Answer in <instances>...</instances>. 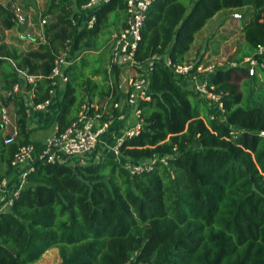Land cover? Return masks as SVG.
<instances>
[{
	"label": "trees",
	"instance_id": "1",
	"mask_svg": "<svg viewBox=\"0 0 264 264\" xmlns=\"http://www.w3.org/2000/svg\"><path fill=\"white\" fill-rule=\"evenodd\" d=\"M87 1L43 0L41 15L51 19L42 30L46 42L33 49L18 51L0 38V84L6 92L0 105L6 103L16 127L9 143L0 132V181L12 172L20 146L39 147L29 137L34 129L27 91L32 105L49 97L52 62L67 42L75 56L64 70L53 116L58 129L74 121L83 104L104 98L113 118L120 117L111 105L124 96L121 67L111 62L107 28L120 18L125 26L126 4L103 3L87 28L81 25ZM235 9H244L240 32L247 49L232 61L255 56L257 64L252 75L240 64L219 66L209 76L223 117L210 118L206 102L155 61L147 74L150 99L138 104L141 129L122 140L121 162L35 160L26 185L0 210V264L34 263L51 247L59 255L52 264H264V87L244 95L234 81L237 73L253 83L264 77V53L255 54L256 45L264 44V0H190L189 8L183 0H154L135 58L143 63L154 54L167 55L182 63L206 22ZM0 22L5 29L15 23L2 3ZM100 33L106 37L98 41ZM19 71L37 78L26 82ZM16 83L22 90H12ZM152 156H167L166 164L157 159L152 170L129 173L128 161Z\"/></svg>",
	"mask_w": 264,
	"mask_h": 264
},
{
	"label": "built area",
	"instance_id": "2",
	"mask_svg": "<svg viewBox=\"0 0 264 264\" xmlns=\"http://www.w3.org/2000/svg\"><path fill=\"white\" fill-rule=\"evenodd\" d=\"M108 0H88L82 5L85 10L82 15L81 25L87 28H92L96 21L95 10L107 2ZM127 8V19L125 26L114 37L111 44V62L116 65H127L135 70V74L126 79L125 84H121L124 96L120 100L112 103V108L120 111L121 107H128L132 109L135 121L126 124L122 135L117 138L115 145L111 148L116 155L115 160L122 161L118 147L125 137L137 135L141 129V120L139 119L138 104L143 100H149L148 92L149 80L147 74L152 69L155 61H162V64L171 70L173 77L184 85L192 88L200 98L213 110L210 118L215 116L223 117L224 109L220 100V95L212 91V87L208 85V78L215 70L213 64L206 63L203 56H196L193 59L186 60L182 63L172 62L167 55H152L143 63H138L135 58V50L138 42L141 39V29L144 25L146 12L150 4L154 0H123ZM12 20L17 25L29 24L32 25L30 15L24 10L20 3L15 0H8L7 4ZM234 19L241 18V14L234 12L232 14ZM47 22L46 17L39 18V26ZM35 43H45L46 38L40 30L34 38ZM264 53V44H257L255 47V54ZM75 52L72 46L67 42L64 50L59 51L52 62V68L49 77L52 79L51 88L49 89V97L43 102L33 105L37 110H42L49 105L52 99L57 95L59 85L66 82L64 70L72 61ZM245 65H247L248 75H252L255 71L257 58L250 56L245 58ZM233 65H240L233 62ZM21 77L26 82L33 83L37 78L34 74H28L25 71H19ZM123 85H125L123 87ZM20 85L14 84L12 90L19 91ZM108 102L107 98H104ZM107 103L97 104H83L80 107L77 118L72 121L67 127L62 130L58 129L56 122L53 123V131L49 134L36 150L33 144H25L18 148L14 154L11 166L12 172L15 175V181L10 184L7 177L0 181V210H4L10 206L14 197H17L19 191L26 185V175L34 170V162L36 159H42L46 162L65 161L74 157L82 158L87 154H93L97 145L102 142V135L114 125L119 118H113V113L109 112ZM108 116L107 120H103V116ZM0 124L4 128H8V137L4 139V143L11 142L16 136V127L12 120L6 106L0 105ZM100 155L95 157L98 160ZM167 156H152L148 159L139 161H128L126 167L131 175L150 171L153 169L155 161L159 159L166 164ZM95 160V161H96ZM125 264H135L134 260H129ZM144 264V263H137Z\"/></svg>",
	"mask_w": 264,
	"mask_h": 264
},
{
	"label": "crops",
	"instance_id": "3",
	"mask_svg": "<svg viewBox=\"0 0 264 264\" xmlns=\"http://www.w3.org/2000/svg\"><path fill=\"white\" fill-rule=\"evenodd\" d=\"M15 1L17 2V0H15ZM0 3L7 6L8 0H3V2H2V0H0ZM17 3H19V2H17ZM21 5L23 6L24 10L30 15L31 21L33 24L32 25H29V24L17 25L14 23V25L10 29H5L0 22V27L2 28L4 34H6L2 39L3 42L15 46L18 49V51L25 52V51H28V50L36 47V44H35V42H33L34 41L33 39L36 38V36L40 30H43V27H40L39 23H38V21H39L38 17L42 16V15H40L41 13H39V12L43 11V0H40L39 2L37 0H35V2H26L25 4H21ZM35 13H37V14L39 13L38 17H36ZM44 17L47 18L49 16H44ZM122 28L123 27H122L121 18L118 21H116V23L111 24L107 28V30L111 34V36L109 37L110 38V46H111V40H113L112 38H114L121 31ZM201 30H203V28ZM197 33H196V35H197ZM27 35H30L31 38L27 39L26 38ZM105 35L106 34H104V33H100L98 35V41L103 39V38L105 39V37H106ZM24 38H26V39H24ZM195 38H194V41L191 45L190 50L188 51V53L186 55V58L188 57V55L191 52V49L195 43ZM98 51H99V49H97V52ZM201 54H204V56L207 58L206 59L203 56L206 63L208 62V60L210 61V58L208 57L207 52H205L203 50L201 52ZM119 66L121 67V75H120L121 80H120V82H122L121 84H125L126 79L135 74V70L132 67L127 66V65H119ZM64 86H65V83L62 82L58 87L57 95L52 99L51 103L49 105L45 106V108L42 110H37L33 107L32 100H31L32 91L31 90L27 91V95L29 98L28 112H29L30 125L34 129L30 133L29 137H30L31 141L38 143L39 147L43 143L44 139L49 134H51L53 131V123H54L53 122V116H54V113L58 107V101L57 100L62 95ZM124 86L125 85H123V87ZM20 90H22L21 86H20L19 91ZM5 94H6V92L1 88V84H0V103H1L2 97H4ZM101 102L104 104L107 103L106 106H109V103L105 102L104 99H102L99 103H101ZM2 105H4V104H2ZM4 106H6V103ZM131 110L132 109H130L128 107H121L120 108L119 120H117V122H115L114 125L110 126L109 129L107 131H105V133L102 135V138H101L102 142L97 145L96 149L93 152V154H95V157L97 155H100L101 153H104L107 149H111L115 145L117 138H119L122 135L126 124H131L135 121L134 120L135 119L134 114ZM8 111H9V109H8ZM8 131H9L8 128H4L0 124V132L2 133V135L7 134ZM39 147H37V149ZM95 151H97V152L95 153ZM103 157H105V156H103ZM106 157H109V156H106ZM71 161L73 163H82V164L86 163V161L83 162V160L81 158H79L77 160H71ZM7 179L10 180V184H13V182L16 180L15 175H13V174H9L7 176Z\"/></svg>",
	"mask_w": 264,
	"mask_h": 264
},
{
	"label": "rangeland",
	"instance_id": "4",
	"mask_svg": "<svg viewBox=\"0 0 264 264\" xmlns=\"http://www.w3.org/2000/svg\"><path fill=\"white\" fill-rule=\"evenodd\" d=\"M37 1L39 2L40 0ZM183 1L189 8L190 0ZM17 2L25 4L26 2H35V0H17ZM41 12L42 11H40L39 13ZM234 12H238L242 15L244 9H235L233 11L221 10L206 22V25L205 27H203V30L199 31L195 36V43L191 49L190 54L187 57L188 60L193 59L196 56H204V54H201V52L204 50L205 52H207V55L210 58V61L208 60L207 63L213 64V67L217 68L219 66L233 65L234 61L232 60L238 57L243 52V50L247 49V44L245 43L240 32V27L242 23L241 20L243 16L239 19H234L232 16ZM38 14L35 13L36 17H38ZM113 15L114 13L110 14V16ZM40 17L41 16H39L38 18ZM46 19L50 20L51 16L47 17ZM5 35L6 34H4L2 28L0 27V38L3 39ZM26 38L29 39L31 37L30 35H27ZM244 60L241 61V63L239 64L244 65ZM258 76V79L253 83L249 77H246L245 74L237 73L234 81L238 84L239 90L245 95L251 87H264V77L260 75ZM182 84L184 85V83ZM197 98L198 97L196 96L193 98L194 104H196V101H198ZM96 152L97 151H95V153ZM101 154V156H109L114 159L116 158V155L112 152L111 149H107L104 153ZM77 159H79V157H74L71 160ZM81 159L83 160V162H88L89 160H96L95 154L91 153L87 154L86 156H83ZM58 260V249L56 247H51L46 250L37 261L31 264H52Z\"/></svg>",
	"mask_w": 264,
	"mask_h": 264
},
{
	"label": "water",
	"instance_id": "5",
	"mask_svg": "<svg viewBox=\"0 0 264 264\" xmlns=\"http://www.w3.org/2000/svg\"><path fill=\"white\" fill-rule=\"evenodd\" d=\"M9 96H11V93L9 94ZM5 105V104H4ZM262 135H264V133L262 134ZM71 212V211H70Z\"/></svg>",
	"mask_w": 264,
	"mask_h": 264
}]
</instances>
